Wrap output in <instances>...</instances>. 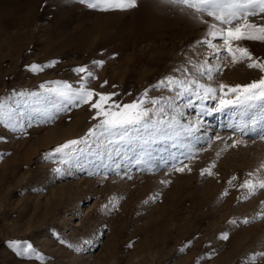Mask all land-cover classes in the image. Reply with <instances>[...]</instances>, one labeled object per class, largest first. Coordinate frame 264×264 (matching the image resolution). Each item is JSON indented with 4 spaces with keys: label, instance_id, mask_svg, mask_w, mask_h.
Returning a JSON list of instances; mask_svg holds the SVG:
<instances>
[{
    "label": "rangeland",
    "instance_id": "rangeland-1",
    "mask_svg": "<svg viewBox=\"0 0 264 264\" xmlns=\"http://www.w3.org/2000/svg\"><path fill=\"white\" fill-rule=\"evenodd\" d=\"M16 2L19 10L0 11V97L13 90L39 91L38 85L46 81L75 84L79 78L71 69L94 67L92 61L103 59V67L94 69L98 79L90 87L119 92L118 99L130 102L181 66L193 54L190 46L206 27L178 8L159 10L162 5L154 0H138L134 9L110 12L87 9L75 0ZM143 15L185 25V38L135 43L137 48L132 49L126 36ZM246 43L254 55L264 58V44ZM196 51L204 49L197 47ZM53 60L56 65L43 72L33 74L26 69ZM257 76L256 71L237 64L224 68L217 83L244 84ZM104 80L108 86L101 89ZM128 92L132 95L125 96ZM162 94L171 95L150 92L153 97ZM198 107L199 102L197 107L182 109L187 121L197 119ZM93 114L85 105L51 123H41L37 116L23 134L0 125V136L5 137L0 140V264H253L251 257L264 252V219L252 220L264 207L260 203L264 190L242 200L238 198L245 190L232 188L221 199L232 175L237 176L234 183L238 185L264 163V141L246 136L247 146L227 151H221L223 141H215L198 154L190 174L166 176L163 169L145 172L132 168V179L111 171L112 162L95 152L70 165L45 158L58 145L83 136L95 123ZM238 119L233 111L201 116L202 126L192 139L200 137L203 144L208 137L214 140L219 135L227 141L232 134L227 125ZM176 152L170 143L157 144L153 157L159 161ZM213 162L218 177H201L199 170ZM57 168L63 172L57 174ZM162 179L171 183L164 186ZM114 199L118 200L115 208L110 206ZM245 218L252 222L243 224ZM232 219L237 225L229 223ZM224 231L229 232L227 241L218 238ZM57 235L73 247L60 244ZM16 241L21 246L31 243L37 255L17 256L11 246ZM213 249L207 259L206 253ZM254 264H264V257L257 255Z\"/></svg>",
    "mask_w": 264,
    "mask_h": 264
},
{
    "label": "snow or ice",
    "instance_id": "snow-or-ice-1",
    "mask_svg": "<svg viewBox=\"0 0 264 264\" xmlns=\"http://www.w3.org/2000/svg\"><path fill=\"white\" fill-rule=\"evenodd\" d=\"M75 2L100 12L128 11L138 6V0ZM154 3L178 8L193 22L206 26L201 38L190 46L193 54L188 55L181 66L174 67L171 74L144 89L130 102H125L122 98L118 99L121 96L119 92H103L90 87V82L98 79L94 69L102 68L105 63L103 59L94 60L91 62L94 67L81 65L71 69L79 78L75 84L67 80L46 81L38 85L39 91L13 90L12 94L0 97V125L12 133L23 134L37 116L41 118V123H51L59 115L86 105L94 113L91 117L95 121L93 126L83 136L58 145L45 154V158L70 165L95 152L112 162L109 165L111 171L127 179H132L129 174L132 168L145 172L163 169L166 176L171 173L190 174L198 154L210 148L215 141L224 142L221 151L247 146L246 136L253 141H264V58L254 55L246 43L264 44V0H154ZM197 47L204 51H196ZM56 63L55 60L46 64L33 63L27 65L26 69L37 74L54 67ZM237 64H244L247 69L256 71L257 78L244 84L217 83L224 68ZM106 86L108 81L104 80L100 88ZM151 91H166L171 95L153 97L150 96ZM124 95L131 96L132 93ZM209 101L214 104L209 105ZM197 102V119L187 121L182 109L197 107ZM27 109H31V112H27ZM224 111H233L239 117L227 125L232 132L227 141L219 135H215L214 140L208 137L203 144H200V137L193 141L192 137L202 126L201 116ZM251 133L256 135L250 136ZM4 139L0 136V140ZM164 143H170L178 152L169 153L157 161L153 157L154 145ZM220 155V152L216 153L218 158ZM215 168L216 163L213 162L202 167L199 175L218 177ZM55 171L61 174L63 169L57 168ZM103 175L106 178L108 172ZM236 181L237 176L232 175L221 199L227 197L232 188L245 190L238 198L242 200H248L264 190V163L248 172L238 185L234 183ZM160 183L167 186L171 180L162 179ZM260 203L264 206V201ZM117 204L116 199L110 201L113 208ZM257 219H264V207L252 218ZM241 222L249 224L252 221L245 218ZM229 223L237 225L238 221L232 219ZM218 238L227 241L229 232H222ZM57 240L62 245L73 247L58 235ZM11 246L19 257L37 255L31 243L25 242V246H21V242L16 241L11 242ZM128 246L131 247V244ZM214 251L206 253V258L211 259ZM257 255L264 257V252L251 257L253 264Z\"/></svg>",
    "mask_w": 264,
    "mask_h": 264
},
{
    "label": "bare ground",
    "instance_id": "bare-ground-1",
    "mask_svg": "<svg viewBox=\"0 0 264 264\" xmlns=\"http://www.w3.org/2000/svg\"><path fill=\"white\" fill-rule=\"evenodd\" d=\"M17 2H16V0H5V1L2 0V2L0 4L1 13L3 14V13H6L7 11L10 12V11H13L15 9H16L15 11L19 10ZM159 7H160L159 10H164V8H165V6H163V5L159 6ZM166 7H168V6H166ZM142 17L143 18L141 20L138 19V21H136L135 23L132 24L130 31L128 30L129 31L128 35L126 36V40H127L128 45H130V42L133 43L132 49L137 48V47H135V43H140V42L147 43L148 41H151V40H153V41L159 40L161 42L160 39H163V38H167V39H169V41L173 40L175 38H183V39L185 38V33H186V31L184 30V29H186L185 25L181 24V26H176L177 23L175 24L174 22H173L174 24H170V23L166 24L167 22L166 23L163 22L164 18L161 20H157L153 16L148 17L146 15V17H145V15H143ZM170 21H168V22H170ZM171 30H176V31H174V32L172 31V33H171L170 32ZM188 31H189V29H188ZM190 31H192V30H190ZM165 33H169V35L166 36ZM163 44L165 45L166 43H163ZM152 47H153V45H152Z\"/></svg>",
    "mask_w": 264,
    "mask_h": 264
}]
</instances>
